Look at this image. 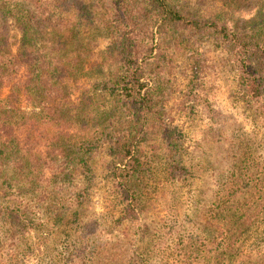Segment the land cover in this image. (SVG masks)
<instances>
[{
  "label": "trees",
  "instance_id": "1",
  "mask_svg": "<svg viewBox=\"0 0 264 264\" xmlns=\"http://www.w3.org/2000/svg\"><path fill=\"white\" fill-rule=\"evenodd\" d=\"M222 1L229 14L202 17L186 0H0V15L20 36L15 51L0 39V93L9 92L0 101V264H23L56 231L75 236L68 221L79 211L72 178L92 173L98 153L111 158L119 228L140 226L154 160L165 158L172 186L189 182L165 99L177 58L190 50L200 63L201 39L230 47L239 102L255 122L264 121V11L245 19L247 0ZM44 28L56 38L44 40ZM100 42L102 69L91 73L94 87L78 95L80 55ZM44 142L54 167L43 158ZM249 152L218 180L205 229L181 237L186 264L200 261L205 246V264H246V243L264 221V170L253 172ZM86 238L82 244L96 236ZM109 245L79 252L84 264H121L120 246ZM70 258L67 252L59 264Z\"/></svg>",
  "mask_w": 264,
  "mask_h": 264
},
{
  "label": "rangeland",
  "instance_id": "2",
  "mask_svg": "<svg viewBox=\"0 0 264 264\" xmlns=\"http://www.w3.org/2000/svg\"><path fill=\"white\" fill-rule=\"evenodd\" d=\"M186 2L202 17L222 11L230 13L222 0ZM242 5L244 11L240 17L245 19L253 18L260 10L264 11V0H247ZM243 18L241 22L245 21ZM42 36L46 41L56 38L50 28H44ZM19 38L11 21L0 15V39L8 40L15 51L14 45ZM105 47L106 44L100 42L80 55L82 77L76 84V88H80L78 95L94 87L91 73L96 72L97 68L102 69V51ZM199 48L200 63L190 50L177 58L169 94L165 99L171 123L180 132L184 161L190 169L189 182H178L172 186L165 180V158L162 161L154 160L150 165L153 172L150 173L148 195L145 196L147 209L140 226L134 232L130 231L129 224L119 228L120 225L114 222L119 221L117 216L112 218L118 207L114 205L112 183L108 176L111 158L105 153H98L90 163L92 173L81 170L72 178L71 191L75 192L77 201L76 207H73L70 198L68 206L76 210L79 208V211L73 217L70 212L68 221L76 229L72 232L75 236L66 238L62 230L56 231L53 237L37 248L34 255L25 258L23 264H59L60 257L67 252L71 253V258L65 264H84L80 255L82 252L91 253L96 247L107 248L109 244L120 246L121 264H186L180 245L183 244L181 237L205 229L213 191L218 180L227 176L235 157L244 150L250 151L253 172L264 170V121L255 122L250 111L239 102L230 47L212 39H201ZM8 93L7 89L0 93V101ZM93 103L100 105L101 101ZM25 105L23 101V107ZM25 136L22 132L17 133L20 140ZM46 145L44 142L39 147L43 158L50 161ZM51 165L54 167V163ZM50 173L51 170H46L47 176ZM129 231L130 235H127ZM92 234L96 238H90L86 243V237ZM251 235L243 252V262L264 264V221L254 227ZM84 237L85 243L82 244ZM204 243L208 244L206 241ZM204 250V255H207L209 246H205ZM203 256L200 261L189 264H205L208 258Z\"/></svg>",
  "mask_w": 264,
  "mask_h": 264
}]
</instances>
